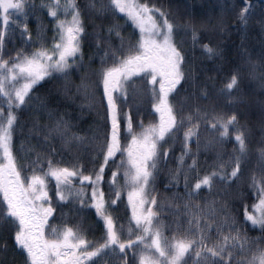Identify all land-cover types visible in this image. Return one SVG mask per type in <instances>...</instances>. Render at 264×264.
I'll list each match as a JSON object with an SVG mask.
<instances>
[{"label":"snow or ice","instance_id":"1","mask_svg":"<svg viewBox=\"0 0 264 264\" xmlns=\"http://www.w3.org/2000/svg\"><path fill=\"white\" fill-rule=\"evenodd\" d=\"M242 3L232 26L245 33L253 26L256 11L251 0H242ZM30 8L47 9V16L55 21L51 25V43H48L47 29L39 24V17L35 35L29 29ZM235 8V0L231 3L222 0L215 17L208 15L207 19L197 23L191 15L181 21L163 3L150 0H90L88 9L95 17L103 21L122 14L125 24L130 22L134 28L125 37L120 31L124 25L115 22L106 28L103 23L97 25L92 34L95 51L89 57V67L80 77L81 83L76 85L77 92L84 89L90 100H94L95 91L102 87L101 104L106 111L102 138L71 132V126L63 116L49 111L48 123L41 126L37 118L33 129H29V135L35 129H44L47 152H37L35 146L22 143L20 151L25 163H20L13 151V135L19 122L14 110L27 103L34 86L46 77H64V91H70V73L85 67L82 40L88 33L76 0H41L39 5L31 0H0V24L3 25L0 28V101L7 104L6 115L0 107V227L14 230L13 249L23 257V264H96V260L106 255L113 256L115 264H189V261L191 264H264V107L259 113L261 147L256 149L255 165L249 169L251 129L247 121L240 122L243 113L238 108L245 104V97L233 95L246 76L250 80H259L264 88V49L256 60L246 49L241 53L247 68L246 76L240 67L235 68L228 83L220 90L221 95L229 97L228 104L233 108L232 114L225 116L210 113L198 103L208 98V89L197 85L193 70L185 71L186 55L176 40L177 35L190 33L193 48L199 44L204 54L215 57L217 50L211 44V36L224 31L225 15ZM11 10L23 20H11ZM61 14L65 19L59 18ZM259 15L261 19L254 23L264 34V0H261ZM69 16L70 20L67 19ZM10 24L19 29V38L25 47L5 59L4 47ZM113 33L120 40L118 47L112 46ZM203 33L208 34L207 43H200ZM30 45L36 47L29 52L27 47ZM101 50L103 55H99ZM97 55L100 67L93 69L90 65ZM92 76L96 77L95 81L86 83ZM189 80L193 92L173 101L172 97L179 92L178 86ZM89 88H93L91 94ZM145 97H150L151 108L158 120L147 125L140 120L136 124L133 110L139 112ZM125 105L127 110H124ZM46 107L45 101L40 100L36 111ZM202 123L215 134L205 141V151L212 144L228 142L233 130L235 135L228 159L223 160V150L218 151L213 170L201 177L198 156ZM137 127L139 131L135 130ZM122 137H130L126 145L122 144ZM56 139L64 148H75L77 161L82 158L80 153L88 152L89 147L95 145L93 168L85 174L86 166L82 163L61 167L59 162H54L58 153L50 141ZM168 140H172L173 145L179 140L181 153L175 158V169L168 170L169 182L165 185L166 189H176L168 204L174 214L173 222L161 225L158 223L160 212L156 209H163L165 205L155 193L154 181L174 151L173 145L163 147ZM192 142L196 144L195 152L190 146ZM33 152L35 157L29 159ZM117 154L120 155L119 162L115 159ZM189 157L191 163H188ZM113 164L115 170L106 180V170ZM28 168H31L30 176L24 174ZM246 171V182L254 192L256 202L251 211L245 205L241 220L229 208V190L242 180ZM193 172L195 184L190 183ZM121 174L123 183H120ZM181 177L183 193L179 190ZM50 180L55 181L58 200L73 204L70 211L79 212L85 207L95 210L96 217L102 221V243L87 240L78 227L50 225V218L55 219L56 211L49 194ZM77 180L79 186L75 183ZM105 183L108 184L107 192L103 188ZM217 183L222 187L216 188ZM204 188L209 195L215 189L216 198L204 197L203 203L194 202L193 197L199 196ZM126 189L130 216L125 239L124 225L118 224L121 218L118 209ZM76 202H79V208L75 207ZM249 224L259 228V236H248ZM166 228L173 232L171 238L164 235ZM0 250L7 251V245Z\"/></svg>","mask_w":264,"mask_h":264},{"label":"trees","instance_id":"2","mask_svg":"<svg viewBox=\"0 0 264 264\" xmlns=\"http://www.w3.org/2000/svg\"><path fill=\"white\" fill-rule=\"evenodd\" d=\"M255 1V2H254ZM251 0V3L255 6L256 15L253 17V26L250 27L245 33L239 31L236 27H233L236 15L235 13L243 7L242 0H235L236 8L232 12H228L225 15L226 27L222 32L213 33L211 36V44L217 50V55L215 57H208L204 54L199 47V44L193 48L191 41V34L183 35L182 33L177 35V43L180 44L181 48L184 50L186 55V63L184 65L185 71L193 70L197 77V85L199 87L206 86L208 89V98L201 99L198 101L202 108H207L210 113H223L225 116L231 115L233 108L229 106V97L220 94V90L225 87L228 83L230 76L235 68L240 67L242 72L247 74V68L245 67L244 59H242L241 53L246 49L248 53L251 54L252 59L256 60L262 49H264V34L261 33L260 28L254 22L261 19L259 15V10L261 7V0ZM77 4L81 8L83 15L82 19L87 36L82 40V52L84 54V64L85 67L81 68L79 71H74L70 73V80L72 81L70 86V91L65 93L64 91V77L58 78H45L39 84L34 86L33 90L30 92V99L27 103L23 105L20 109H15L17 116L19 117V122L15 126V131L13 135V151L14 155L17 157L18 162L25 163L22 159L23 153L20 151L21 144L35 146L37 152L46 153L47 146L44 142V129L41 127L32 131L29 135V129H33L34 121L38 118L39 124L42 126L49 122L48 112L52 111L57 116H63L64 119L70 124V131L81 136L92 137L96 135L98 139L102 138V134L106 128V122L104 117L106 116L105 107L101 104L102 98V87L95 91L94 100H90L89 96L85 94V90L81 89L77 92L76 85L81 83V75L89 67V57L93 55L95 51V39L92 35L94 29L97 25L101 23L104 24L105 28L110 23H119L124 25L121 31V35L128 37L130 33L134 31L132 26L127 23L122 18L121 14L115 19L109 17L106 20H101L95 17L88 9V4L90 0H76ZM157 4L163 3L174 15L181 21L187 19L189 15L198 23L203 19H207L208 15L215 17L219 13V3L222 0H150ZM232 0H229L231 3ZM36 13L39 16V24L47 29L46 36L49 38L48 42L51 41L52 31H51V18L45 15L39 9H36ZM32 24V23H30ZM38 24V21H37ZM3 25L0 24V28ZM105 38H107V33L104 32ZM135 38V37H134ZM183 39V43H181ZM208 42V34L203 33L200 43ZM111 43L113 47H118L120 40L115 36V33L111 36ZM24 42L19 38V31L7 30V36L5 40L4 47V58L7 59L10 55H15L18 49L24 48ZM36 45H30L27 47V51H31ZM99 55H103V50H101ZM99 55L94 57V62L91 63L90 67L93 69H98L100 67ZM109 63L111 61L109 60ZM96 77L92 76L86 83L91 84L95 81ZM139 82V81H138ZM179 92L176 96L172 97L173 101L184 97L185 95H190L193 92V87L191 81L182 82V85L178 86ZM199 87L196 91H199ZM93 88L88 89V93H92ZM243 94L245 97V104L239 105L238 108L242 111L240 116V122L244 123L247 121L249 128L251 129V135L249 136V149L252 153L250 163L248 168L251 169L256 162V149L261 147L259 141L261 140L260 131V121L259 113L261 107H264V88L261 87L259 80L244 79L243 83L240 85L238 92H234L233 95ZM40 100H44L47 107L39 112L36 111L37 105ZM131 103V100L129 101ZM0 107H3L5 115L7 113L6 102L0 101ZM124 110H127V105L124 106ZM187 111V109H186ZM133 115L135 118V123L138 124L140 120H143L147 125L148 123H154L157 119V115L153 112L151 108L150 97H145L140 105L139 112L133 110ZM139 131L137 127L135 129ZM183 130H181L180 135L182 136ZM215 134L211 133L207 126L203 123L201 124V150L198 156V167L200 169V176L202 177L205 172H210L213 170L212 165L216 161V153L223 150V160H227L229 154H231L234 147V135L235 130L232 131L228 142L220 145L215 143L209 146L208 150L205 151L204 143L206 140L211 139ZM127 138L122 137V144L127 142ZM57 149V155L54 157V162H59L61 167L67 166L71 167L73 163H82L86 166L85 174L87 170L93 168L92 157L95 155V145L89 147L88 152H82L81 159L76 160V150L75 148L67 149L64 148L62 142L59 139L50 141ZM169 145H173L172 140H168L166 144L163 145L164 148H168ZM191 148L193 152L196 151L195 142L191 143ZM174 151L168 159L167 165H162L160 170L157 172L154 188L155 193L158 194V199L161 203L165 205L163 209L157 208L156 210L160 212V219L158 221L161 225H171L173 222L174 214L171 208L168 207L169 201L172 198V194L176 191L175 188H165V185L169 182V169H175L176 167V157L181 153V144L177 140L173 145ZM119 154L116 156V161ZM35 157V152L29 159ZM102 159V157H100ZM188 163H191V157L188 158ZM115 164L107 169L106 180L110 177V173L114 168ZM45 167L47 163L45 162ZM98 167V163L96 164ZM25 175L30 176L32 174L31 168H28L24 172ZM248 172L246 171L245 176L242 177L241 181H237L236 184L232 185L229 190L231 192V198L229 199V208L233 212V215H237L239 219H243V212L245 205L248 206L249 211H251V206L256 202V197L254 192L248 187L247 181ZM196 176L195 172L192 173L190 183L195 184ZM79 185V181L75 182ZM53 186L50 180L49 188ZM222 187L217 183L216 188ZM90 188V187H89ZM87 189V191L89 190ZM104 190L107 192L108 184L103 185ZM180 192L183 193V177H181ZM55 192L53 189L50 192ZM215 189L213 194L209 195L207 188H204L200 192L199 196L193 197L194 202L203 203V198L207 197L209 200L216 198ZM50 197L53 200V207L56 209L54 212L55 219L50 218L51 226L59 227H73L79 228L81 234L89 241H98L102 235L103 227L102 222L99 221L98 217L95 215V210L85 207L82 211L75 212L70 211L73 208L72 203H63L58 200V198L51 192ZM90 203V200L88 201ZM75 207L79 208V202L75 203ZM119 220L123 222V216L126 215L125 209L120 202L118 209ZM121 224V223H120ZM51 226L47 229L49 230ZM249 237H257L260 235V230L258 227L252 228L249 224ZM14 234L13 231H9L7 226L0 227V249H3L5 244L7 245V251L0 250V261L3 264H23V257L18 251L13 249L14 241L11 238ZM164 235L168 238L173 236V232L169 229L164 230ZM131 251H129L128 255ZM97 264V263H96ZM191 264V261H189Z\"/></svg>","mask_w":264,"mask_h":264},{"label":"rangeland","instance_id":"3","mask_svg":"<svg viewBox=\"0 0 264 264\" xmlns=\"http://www.w3.org/2000/svg\"><path fill=\"white\" fill-rule=\"evenodd\" d=\"M31 2L32 3H34V4H36V5H39L40 3H41V0H31ZM45 2H49V0H45ZM62 2H63V0H62ZM28 12H29V17H30V20H29V29L31 30V32L33 33V35H35V33H36V31H37V29H38V24H37V17H39L38 16V14L36 13V9L34 10V9H28ZM45 15H47V9H44L43 11H42ZM9 16H10V19L11 20H14V21H16V20H19V21H22L23 20V17L22 16H18V14L14 11V10H11L10 12H9ZM121 16H122V14H121ZM59 18L60 19H65V17H64V15L63 14H61L60 16H59ZM123 18V17H122ZM67 19H71V17L69 16V17H67ZM124 19V18H123ZM125 20V19H124ZM30 23H32V24H30ZM51 23L52 24H54L55 23V21L54 20H52V18H51ZM130 25H131V23L130 22H128ZM132 26V25H131ZM133 28V27H132ZM134 29V28H133ZM7 30H9V31H11V30H16V31H19V29L18 28H16L15 27V25L14 24H10L9 26H8V28H7ZM137 35H138V32H137ZM48 43H51V41L50 42H48ZM158 87V86H157ZM158 120V116H157V119H156V121ZM155 121V122H156ZM128 139H130V137H128ZM127 139V140H128ZM127 144V142L124 144V145H126ZM119 160H120V155L118 156V158H117V162H119ZM112 170H115V166H114V168L112 169ZM110 177H111V173H110ZM109 177V178H110ZM52 181V183H53V186H52V188L51 189H53L54 191H55V181L54 180H51ZM76 182V181H75ZM120 183H123V175L121 174V176H120ZM77 186H79V185H77ZM50 188H49V192H50V190H51ZM52 192V191H51ZM50 192V193H51ZM88 192V194H89V197H90V193H91V188H89V190L87 191ZM53 193V192H52ZM54 195H55V192L53 193ZM56 196V195H55ZM121 204L123 205V207H124V209H125V212L127 213L125 216H123L122 218H123V222H121L120 220H118V224H123L124 225V236H123V238H127V229H128V218H129V216H130V210L127 208V189L124 191V194H123V200H122V202H121ZM102 222V221H101ZM133 227H134V225H133ZM47 232L48 233H50L51 232V228L49 229V230H47ZM135 237H133V239H134ZM142 247V246H141ZM89 250H91V249H89ZM137 253H139V249H137ZM130 254H131V252H130ZM96 263L97 264H115V258L113 257V256H111V255H106V256H104V257H102L101 259H98V260H96Z\"/></svg>","mask_w":264,"mask_h":264},{"label":"flooded vegetation","instance_id":"4","mask_svg":"<svg viewBox=\"0 0 264 264\" xmlns=\"http://www.w3.org/2000/svg\"><path fill=\"white\" fill-rule=\"evenodd\" d=\"M259 0H257L256 2H258ZM255 2V1H254Z\"/></svg>","mask_w":264,"mask_h":264}]
</instances>
